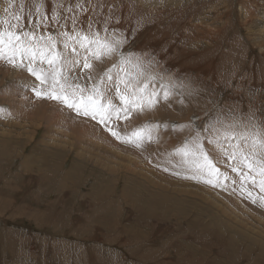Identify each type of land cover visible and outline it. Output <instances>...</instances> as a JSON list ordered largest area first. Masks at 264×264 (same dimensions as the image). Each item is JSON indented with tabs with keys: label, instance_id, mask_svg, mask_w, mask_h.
Returning a JSON list of instances; mask_svg holds the SVG:
<instances>
[{
	"label": "rangeland",
	"instance_id": "obj_1",
	"mask_svg": "<svg viewBox=\"0 0 264 264\" xmlns=\"http://www.w3.org/2000/svg\"><path fill=\"white\" fill-rule=\"evenodd\" d=\"M0 21L32 46L54 38L61 83L144 100L101 123L35 95L50 85L4 46L0 264H264V192L241 175L259 174L230 158L250 150L238 136L264 137V0H0ZM84 36L115 50L96 59ZM197 133L213 184L176 152Z\"/></svg>",
	"mask_w": 264,
	"mask_h": 264
},
{
	"label": "snow or ice",
	"instance_id": "obj_2",
	"mask_svg": "<svg viewBox=\"0 0 264 264\" xmlns=\"http://www.w3.org/2000/svg\"><path fill=\"white\" fill-rule=\"evenodd\" d=\"M79 6V5H77ZM39 11V9H37ZM8 9H5L7 12ZM18 20L19 17L17 16ZM2 23L9 24V30L0 31V56L4 55V46H7L11 55L8 57L9 62H13L19 54L21 57L28 56L27 65H16L21 67H27V71L30 72L37 80L40 81L41 85L49 84V90L47 92L42 91L37 87H33L32 91L35 95L46 96L49 99L59 100L65 104L69 109L75 110L78 114L85 116H90L96 119L97 116L100 118L101 123H106L113 115L119 116L120 113L128 114L129 106H134L140 108L144 103L143 97L140 99H130L128 96L122 95L117 92L120 99L123 101L125 107L123 109L117 108L115 105L109 102L107 105L101 103L98 99L99 93L96 89H93V95L85 96L83 94V89H81L79 84H70L65 79L63 83L58 79L61 75L59 71V66L61 64V54L56 51V42L53 37L49 36L47 38L40 37V40H45L46 43L43 47L32 46L26 44L21 35L17 32L12 31V28L17 27V25L11 24L9 21H0ZM91 27V25L89 26ZM67 35V34H64ZM24 38H34L32 33H24ZM71 39V37H68ZM84 41H88V46L91 47L93 44L95 48L93 50V56L96 59H100L101 55H110L115 49L106 43H103L100 39L89 40L87 36H84L81 40V47H85ZM65 47L68 45L65 43ZM75 52V49L72 50ZM39 59L40 63L47 62L50 71H46L42 68L34 67L33 64ZM87 57L84 58V68L90 69L91 64L87 62ZM115 67V65L113 66ZM57 87L59 91H57ZM149 106H152L153 101L149 99L147 101ZM109 131L112 132L113 136L117 139H121L119 133L113 131L111 128ZM150 132H145L143 130L133 132L131 136H125L124 142L132 143L136 147H140L143 144L145 137L150 138ZM227 135V134H226ZM234 135V134H233ZM238 142L249 145L250 150H244L240 148L237 152L230 154V158L238 161V165H243L247 167L251 172L259 174V180L257 181L255 176H251L248 173H241L242 180H252L253 184L259 183L260 190L264 192V137L260 136L258 133L252 136L241 135L237 137ZM251 141V143H249ZM210 143L212 141H209ZM257 146L260 149V155H257ZM177 154L181 156L182 162L191 164L193 171L190 177L191 179H203L208 184H213L214 180L212 177L216 176L219 170L215 167L212 159L209 157L208 153L204 150L202 144L200 143L199 133L193 138L191 146L189 143H185L182 148L176 150ZM233 171H238V167H233ZM179 174V173H177ZM251 198V192L248 193ZM264 201V197L260 198ZM253 202L255 199L253 198Z\"/></svg>",
	"mask_w": 264,
	"mask_h": 264
},
{
	"label": "bare ground",
	"instance_id": "obj_3",
	"mask_svg": "<svg viewBox=\"0 0 264 264\" xmlns=\"http://www.w3.org/2000/svg\"><path fill=\"white\" fill-rule=\"evenodd\" d=\"M59 152V151H58ZM77 168V167H76ZM228 173V172H227ZM238 175V174H237ZM239 177V176H238ZM218 178V177H217ZM219 179H220V177H219ZM97 184V183H96ZM243 185V184H242ZM257 185V184H256ZM230 187V186H229ZM252 189V188H251ZM246 190V189H245ZM242 194V193H241ZM252 194V193H251ZM221 195V194H220ZM255 197V196H254ZM262 197V196H261ZM219 199V198H218ZM231 199V198H230ZM241 200V199H240ZM239 200V201H240ZM225 201V200H224ZM244 202V201H243ZM197 211V210H196ZM200 211V210H199ZM211 214V213H210ZM106 215V214H105ZM109 215V214H108ZM108 217V216H107ZM190 218V217H189ZM204 219V218H203ZM206 219V218H205ZM190 220V219H189ZM165 223V222H164ZM195 225H197V224H195ZM168 226V225H167ZM170 227V226H169ZM172 227V226H171ZM197 228V227H196ZM170 236V235H169ZM109 241V240H108ZM182 242V241H181ZM201 242V241H200ZM183 243V242H182ZM203 244V243H202ZM202 244H201V246H202ZM199 246V245H198ZM186 249V248H185ZM218 250V249H217ZM184 255V254H183ZM189 263V262H188Z\"/></svg>",
	"mask_w": 264,
	"mask_h": 264
}]
</instances>
